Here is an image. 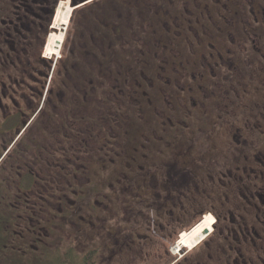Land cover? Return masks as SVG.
<instances>
[{
    "label": "flooded vegetation",
    "instance_id": "1",
    "mask_svg": "<svg viewBox=\"0 0 264 264\" xmlns=\"http://www.w3.org/2000/svg\"><path fill=\"white\" fill-rule=\"evenodd\" d=\"M63 1L0 0V264H264V0Z\"/></svg>",
    "mask_w": 264,
    "mask_h": 264
},
{
    "label": "bare ground",
    "instance_id": "2",
    "mask_svg": "<svg viewBox=\"0 0 264 264\" xmlns=\"http://www.w3.org/2000/svg\"><path fill=\"white\" fill-rule=\"evenodd\" d=\"M70 14H71V8L68 5V1L65 0L62 3H60L59 6L57 7L56 15H55L54 21H53V26L60 27V26L66 25L68 20H69ZM62 34L63 33H59V34H53L52 33L49 35L47 42H46V46H45V55L46 56L47 55L53 56L57 53V47L59 46V43L62 40ZM209 222L210 221H208L206 223L198 224L197 226H195L192 229L191 234L187 235V237L185 239H183L185 242L187 241L186 242L187 246L190 247V246L195 245V243L198 241V238H200L199 231L201 230V228L204 227L203 225L208 226Z\"/></svg>",
    "mask_w": 264,
    "mask_h": 264
},
{
    "label": "trees",
    "instance_id": "3",
    "mask_svg": "<svg viewBox=\"0 0 264 264\" xmlns=\"http://www.w3.org/2000/svg\"><path fill=\"white\" fill-rule=\"evenodd\" d=\"M111 1H113V0H111ZM116 6H119V4H117L115 2H110V1L108 2V8L113 10V12H108L109 19H112V21H114V16H116L114 13V11H115L114 7H116ZM1 131H2V129H1ZM2 153H3V150L0 149V158L3 155ZM3 166H4L3 163H1L0 164V175L5 176L4 169L2 168ZM5 191H6L5 181L2 180V181H0V196L1 197H5V195H4ZM6 214H8V211L5 210L4 206L1 204L0 205V239L1 240H2L3 235H4V222L6 220L5 219ZM57 262H59V260H57V259L52 260V261H50V264H57ZM60 264H67V263L65 261V262L60 263Z\"/></svg>",
    "mask_w": 264,
    "mask_h": 264
},
{
    "label": "rangeland",
    "instance_id": "4",
    "mask_svg": "<svg viewBox=\"0 0 264 264\" xmlns=\"http://www.w3.org/2000/svg\"><path fill=\"white\" fill-rule=\"evenodd\" d=\"M76 20H77V16H75V18H74V23H76ZM71 31H72V29H71ZM64 41H65V39L63 40V43H64ZM64 48H66V50H67V45H66V47L64 46ZM49 56L47 55V57H49ZM70 229H72V228H70ZM41 255H32V256L29 255L28 258L25 257L24 262L22 260V262L20 264H48V263H46L47 259H44ZM18 259H20V258H18ZM18 259H17V261H14L11 257L7 256V258L5 260V264H19L20 260H18Z\"/></svg>",
    "mask_w": 264,
    "mask_h": 264
},
{
    "label": "built area",
    "instance_id": "5",
    "mask_svg": "<svg viewBox=\"0 0 264 264\" xmlns=\"http://www.w3.org/2000/svg\"><path fill=\"white\" fill-rule=\"evenodd\" d=\"M187 235L185 233L180 234L177 244H180L182 246H187V241L185 242L183 239H185ZM189 247V246H187Z\"/></svg>",
    "mask_w": 264,
    "mask_h": 264
}]
</instances>
